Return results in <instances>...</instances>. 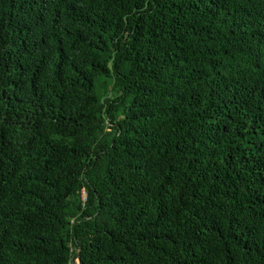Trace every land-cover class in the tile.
<instances>
[{
	"label": "trees",
	"instance_id": "16d2710c",
	"mask_svg": "<svg viewBox=\"0 0 264 264\" xmlns=\"http://www.w3.org/2000/svg\"><path fill=\"white\" fill-rule=\"evenodd\" d=\"M76 253L264 264V0H0V264Z\"/></svg>",
	"mask_w": 264,
	"mask_h": 264
},
{
	"label": "water",
	"instance_id": "95a60500",
	"mask_svg": "<svg viewBox=\"0 0 264 264\" xmlns=\"http://www.w3.org/2000/svg\"><path fill=\"white\" fill-rule=\"evenodd\" d=\"M72 263L75 264L78 261V253L74 254L71 259Z\"/></svg>",
	"mask_w": 264,
	"mask_h": 264
},
{
	"label": "rangeland",
	"instance_id": "374dc122",
	"mask_svg": "<svg viewBox=\"0 0 264 264\" xmlns=\"http://www.w3.org/2000/svg\"><path fill=\"white\" fill-rule=\"evenodd\" d=\"M109 97H114V93H109V95H108ZM75 264H77V261H76V263Z\"/></svg>",
	"mask_w": 264,
	"mask_h": 264
},
{
	"label": "built area",
	"instance_id": "2783aa9c",
	"mask_svg": "<svg viewBox=\"0 0 264 264\" xmlns=\"http://www.w3.org/2000/svg\"><path fill=\"white\" fill-rule=\"evenodd\" d=\"M83 198H84V193H83Z\"/></svg>",
	"mask_w": 264,
	"mask_h": 264
}]
</instances>
